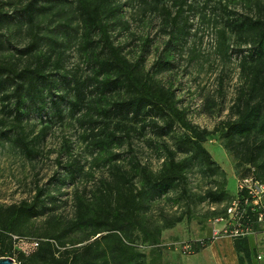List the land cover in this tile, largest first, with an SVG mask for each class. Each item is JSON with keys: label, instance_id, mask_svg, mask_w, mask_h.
<instances>
[{"label": "rangeland", "instance_id": "obj_1", "mask_svg": "<svg viewBox=\"0 0 264 264\" xmlns=\"http://www.w3.org/2000/svg\"><path fill=\"white\" fill-rule=\"evenodd\" d=\"M76 1H0L10 15L0 30V60L19 58L16 50L32 41L30 54H50L60 59V69L51 76L54 95L43 90L44 104L40 100L26 104V114L20 123L12 121L6 113L2 97L5 91H0V208L23 201L37 200L39 204L36 217L21 220L11 231L18 238L40 242L49 218L72 220L74 192L97 188L107 170L106 154L89 145V133L78 126L77 115L61 105L59 117L49 103L50 97L66 92L62 74L67 75V80L72 77L82 80L87 73L80 50ZM112 1L119 8L120 19L110 33L112 41L122 47L130 61L138 62L144 75L174 92L177 106L185 111L186 118L206 130L203 147L214 162L209 164L194 151L176 123H171L162 136L140 124L130 131L129 145L114 151L120 154L118 164L131 161L155 173L170 154L177 161L187 159L189 163L185 180L151 205V218L158 224L174 216H180L181 220L161 232L157 246L140 250L149 254L152 248H159L163 264H237L229 239H213L198 252L177 249L185 242L211 237L212 219L222 213L236 193L237 181L249 168L237 164L224 149L216 127L232 118L231 108L241 85V58L249 53V45L243 44L227 27V19L250 17L264 21V0ZM29 4H33L31 22L20 14ZM163 62L165 65H161ZM17 136L25 141L31 153L20 148ZM210 191L220 193L221 199L212 202L208 197ZM11 241L10 244L4 240L6 248L3 253L0 251V258L23 253ZM250 246L251 261L258 254L264 255L263 239ZM14 259V264H28ZM262 260L255 264H264Z\"/></svg>", "mask_w": 264, "mask_h": 264}, {"label": "trees", "instance_id": "obj_2", "mask_svg": "<svg viewBox=\"0 0 264 264\" xmlns=\"http://www.w3.org/2000/svg\"><path fill=\"white\" fill-rule=\"evenodd\" d=\"M4 6L0 2V30L10 18ZM32 8L33 4H29L20 10L29 22L33 19ZM76 9L87 73L82 80H67V75L62 74L66 92L50 97L49 103L59 117L61 105L77 115L76 123L89 133V145L106 154V174L97 188L74 192L72 220L61 222L52 216L38 248L27 258L21 252L10 258L28 264H163L159 248L147 254L140 247L157 246L161 232L181 220L174 216L158 224L151 218V205L185 180L188 160L177 161L170 154L153 173L131 161L118 164L120 154L114 151L129 145L130 131L136 125L147 126L153 134L162 136L171 123H176L194 151L213 165L203 147L207 132L186 118L173 91L144 75L138 62L130 61L122 47L114 44L110 33L120 19L119 8L112 0H77ZM227 27L249 45V53L241 58V85L231 108L232 118L221 122L216 132L234 161L249 166L245 175L252 174L264 184V21L230 17ZM33 47L34 41L16 50L19 58L0 60V91H5L2 97L6 113L15 123L25 116L26 104L37 100L44 104L43 90L54 95L51 76L60 69V59L50 54H30ZM16 141L25 153H31L21 137L17 136ZM208 197L217 202L221 194L210 191ZM38 207L37 200H33L0 208L2 253L6 248L4 240L12 242L13 228L21 220L36 217ZM63 231L70 235L65 236ZM248 240L245 237L232 241L238 264L251 263ZM208 244L209 239L191 242L196 252Z\"/></svg>", "mask_w": 264, "mask_h": 264}, {"label": "built area", "instance_id": "obj_3", "mask_svg": "<svg viewBox=\"0 0 264 264\" xmlns=\"http://www.w3.org/2000/svg\"><path fill=\"white\" fill-rule=\"evenodd\" d=\"M223 207L222 213L211 221L210 241L213 239H235L264 234V184L252 174L242 176L237 181L236 193ZM13 242L26 255L38 248V240L34 238H18L10 235ZM202 241V240H201ZM192 241L178 245L177 250L190 253ZM256 260L260 262L262 256Z\"/></svg>", "mask_w": 264, "mask_h": 264}, {"label": "crops", "instance_id": "obj_4", "mask_svg": "<svg viewBox=\"0 0 264 264\" xmlns=\"http://www.w3.org/2000/svg\"><path fill=\"white\" fill-rule=\"evenodd\" d=\"M262 239L264 240V234L249 237L248 244H249V248H250V250H251V246H250V245H252V244H253V245H256L257 243L259 244V243L262 241ZM228 242H229L230 245H231L230 251H232V253H233V255H234V260L237 261L236 253H235V251H234V249H233V246H232V241L229 240ZM251 253H252V250H251ZM251 255H252V254H251ZM258 255H260V254H258ZM261 255H263V253H262ZM263 257H264V255H263ZM262 261H264V258H263ZM256 262H258V261H257L256 258H255V259H252V261H251L250 264H255ZM237 264H238V263H237Z\"/></svg>", "mask_w": 264, "mask_h": 264}, {"label": "water", "instance_id": "obj_5", "mask_svg": "<svg viewBox=\"0 0 264 264\" xmlns=\"http://www.w3.org/2000/svg\"><path fill=\"white\" fill-rule=\"evenodd\" d=\"M0 264H14V261L13 259L8 258V257H1Z\"/></svg>", "mask_w": 264, "mask_h": 264}]
</instances>
